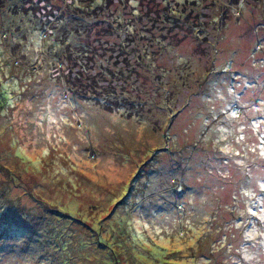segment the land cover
I'll use <instances>...</instances> for the list:
<instances>
[{"label":"rangeland","instance_id":"374dc122","mask_svg":"<svg viewBox=\"0 0 264 264\" xmlns=\"http://www.w3.org/2000/svg\"><path fill=\"white\" fill-rule=\"evenodd\" d=\"M181 4L200 22L164 32L177 46L161 66L175 79L130 115L44 80L50 61L21 27L24 10L0 13V112L16 105L0 118V149H25L32 169L21 175L68 215L56 214L53 236L11 228L0 264H264V0ZM49 10L35 8L42 19ZM5 175L1 202L49 210Z\"/></svg>","mask_w":264,"mask_h":264},{"label":"trees","instance_id":"16d2710c","mask_svg":"<svg viewBox=\"0 0 264 264\" xmlns=\"http://www.w3.org/2000/svg\"><path fill=\"white\" fill-rule=\"evenodd\" d=\"M147 1L0 0V13H3V10H24L25 22L20 23L21 27L28 37L35 38L38 48L35 54L50 61L41 70L44 80L47 74H50L51 78L59 81L67 93H75L83 99H90L110 111L122 110L130 115L149 108L146 104L154 101L150 96L148 98V93L157 95L165 93L167 85L175 79H171L161 66L164 57L172 54L174 46H177L173 42H168L167 39L173 37H165L164 32L169 28L175 31L178 25L184 23L185 26L189 25L191 33L192 27L200 22L199 13L196 11L197 14L193 15L192 12L186 11L181 0H160V6L154 8H148ZM144 4L146 8H142ZM37 6L51 9L50 17L46 19L44 16L42 19L35 12ZM194 16L196 17L193 18ZM101 22L105 23V26L106 22L109 23L108 27H112L109 28L110 32L105 31L107 27H104V30L102 26L99 27L97 23ZM160 26L162 29L159 28ZM223 27H219L220 30ZM91 29L92 34H90ZM175 33L178 34L177 31ZM112 34H115L114 38ZM181 37L183 36L176 38L181 39ZM109 39L113 40L109 42ZM111 43L116 45L113 46ZM115 49L122 54L121 64L118 62L119 59L111 56ZM56 64L61 70H57L58 74L54 77L51 76L50 65L56 66ZM140 69H144L145 72H140ZM180 75V78L184 77L182 73ZM177 77L179 78V75ZM141 79L149 80L147 82ZM146 83H149V89ZM14 107L0 112V118ZM7 126L8 123L5 124V128ZM11 143L13 144V140ZM13 146V149H9L8 143L0 149V171H6L3 179L5 185L23 186L21 189L26 190L27 193L34 192L30 194L34 198L33 201H40L49 207V210L28 216L25 206H20V203L15 204L13 200L7 198L5 202L0 201V229H2L0 236L9 234L11 228L17 230L23 228L25 232L34 233L41 227L43 232L45 229L43 236H53L59 224L57 217L60 215L68 217V215L64 211L63 213L54 209L44 200V195L38 188L40 180L30 174L22 176L23 172H26L25 162L28 168L32 169L29 165V156L25 149ZM11 159L15 161L14 163L19 162V166L13 164V169L15 166L19 167L16 172L6 163V160ZM44 180L48 181L47 178ZM0 194L5 196L4 193ZM3 222L6 224H2ZM55 236L60 235L56 232ZM221 238L222 236L216 237L218 241Z\"/></svg>","mask_w":264,"mask_h":264},{"label":"snow or ice","instance_id":"6c2138e0","mask_svg":"<svg viewBox=\"0 0 264 264\" xmlns=\"http://www.w3.org/2000/svg\"><path fill=\"white\" fill-rule=\"evenodd\" d=\"M233 115H235V113H233ZM262 155H264V153H262ZM262 187H264V185H262ZM262 243H264V242H262Z\"/></svg>","mask_w":264,"mask_h":264}]
</instances>
